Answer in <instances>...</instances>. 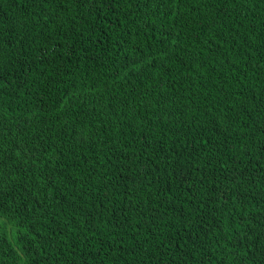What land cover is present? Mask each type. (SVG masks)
Segmentation results:
<instances>
[{
	"label": "trees",
	"instance_id": "1",
	"mask_svg": "<svg viewBox=\"0 0 264 264\" xmlns=\"http://www.w3.org/2000/svg\"><path fill=\"white\" fill-rule=\"evenodd\" d=\"M0 264H264V0H0Z\"/></svg>",
	"mask_w": 264,
	"mask_h": 264
}]
</instances>
